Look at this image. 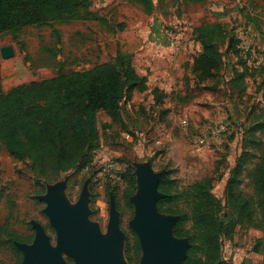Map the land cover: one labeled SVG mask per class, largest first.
Instances as JSON below:
<instances>
[{
  "label": "rangeland",
  "instance_id": "obj_1",
  "mask_svg": "<svg viewBox=\"0 0 264 264\" xmlns=\"http://www.w3.org/2000/svg\"><path fill=\"white\" fill-rule=\"evenodd\" d=\"M212 23H219L225 33L217 44L221 68L214 79L197 86L186 65L191 64L201 48L195 40V30ZM120 26L122 31H119ZM150 27L159 32V38L164 37L162 28H169L180 37L177 57L182 54V47L185 48L179 61V66L184 67V77L176 90L159 106H153L147 97L140 96L143 106L138 105L137 100L132 104V113H127V117L124 114L126 128L111 123L99 112L96 115L98 140L89 152V163L79 170L63 172L51 181L38 183L27 161L15 160L0 150V228L7 234L31 244L34 238L31 222L35 221L41 224L50 244L55 247L56 233L43 213L46 205L39 197L63 185L65 199L74 205L87 183L88 220L97 224L100 234L106 237L113 199L119 215V230L124 237L123 260L126 264H139L142 251L130 227L135 209L130 198L126 203L123 197L126 183L122 174L127 168H132L133 173L138 168L153 174L162 172L161 180L169 177L174 193L201 178L210 177L213 179L212 193L224 207L226 183L242 152L244 132L264 117V0H153L150 13L132 0H90L88 8L60 20L24 27L15 36L0 34V48L9 45L15 53L7 60L0 57V88L7 92L21 84L52 78L59 72L86 71L97 64L112 62L117 52L134 56L136 46L132 37L138 39L140 30ZM230 35L239 40L238 48H250L254 52L247 63L253 75L245 78L241 91L233 88L231 76L233 68L241 70L244 59L238 52L228 50ZM146 37L147 41L156 38L148 31ZM179 98L186 101L181 103ZM139 107L146 111L141 112ZM221 121L228 123V132L204 146H196L199 135L208 126ZM102 160H111L117 165V179L101 173ZM254 163L249 160L239 177V190L249 198L254 197L248 176ZM166 207L184 216L181 229L189 231L192 222L186 202L178 198L165 204ZM160 213L177 216L179 220V215ZM250 230L256 229L237 227L232 240L222 241L223 259H230L229 241L232 244L245 241L236 234L255 237L252 231L248 233ZM63 259L68 264L73 263L65 255ZM21 262V252L18 255L7 244L0 245V264Z\"/></svg>",
  "mask_w": 264,
  "mask_h": 264
},
{
  "label": "trees",
  "instance_id": "obj_2",
  "mask_svg": "<svg viewBox=\"0 0 264 264\" xmlns=\"http://www.w3.org/2000/svg\"><path fill=\"white\" fill-rule=\"evenodd\" d=\"M132 1L146 13L151 12L153 0ZM89 6L90 0H0V34L15 36L24 27L60 20ZM122 29L120 26L119 31ZM195 33L201 51L188 67L199 86L214 79L221 68L217 44L225 33L219 23L201 25ZM230 37L228 50L238 52L244 59L241 70L233 68L231 76L233 88L241 91L245 78L253 75L247 65L251 53L249 48H238L236 36ZM147 90L146 78L137 73L131 55L121 52H117L112 62L97 64L86 71L59 72L52 78L21 84L7 92L0 88V150L15 160L27 161L38 183L51 181L74 168L79 170L89 163V152L98 140L96 115L102 112L111 123L126 128L123 103L130 101L135 92ZM151 93L156 104H162L163 94L156 89ZM179 101L184 103L186 99L179 98ZM244 134L242 152L226 183L224 207L212 193L210 177L201 178L177 193L172 191L173 182L169 177L158 184V190L167 195L156 204L160 212L179 215L180 212L165 208V204L178 198L186 202L190 210V230L181 229L182 215L174 229L175 236L188 241L183 264H232L223 259L221 245L223 240H232L237 227L247 226L262 232L255 250L264 248V117ZM249 160L255 161L248 174L253 198L239 190V177ZM132 173L133 169L127 168L122 174L126 203L136 191ZM20 241L19 237L0 228V245L7 244L20 255L15 246V242Z\"/></svg>",
  "mask_w": 264,
  "mask_h": 264
},
{
  "label": "water",
  "instance_id": "obj_3",
  "mask_svg": "<svg viewBox=\"0 0 264 264\" xmlns=\"http://www.w3.org/2000/svg\"><path fill=\"white\" fill-rule=\"evenodd\" d=\"M15 55L12 46H2L3 60ZM136 192L130 197L135 213L130 227L138 237L142 256L139 264H183L188 247L187 239L174 237L177 216L162 215L157 202L165 195L158 190L163 173L153 174L143 169L133 173ZM64 186L51 188L39 200L45 203L43 213L56 233V246L50 244L43 227L35 221L31 226L35 236L31 244L15 242L22 253L20 264H126L122 256L123 234L119 230V215L113 199L110 202L106 237L100 234L97 224L88 220L89 193L84 184L76 204L67 202Z\"/></svg>",
  "mask_w": 264,
  "mask_h": 264
},
{
  "label": "crops",
  "instance_id": "obj_4",
  "mask_svg": "<svg viewBox=\"0 0 264 264\" xmlns=\"http://www.w3.org/2000/svg\"><path fill=\"white\" fill-rule=\"evenodd\" d=\"M147 31L149 34L153 36L155 35L156 38L151 39V41H147ZM140 32L141 34L138 39L136 37H132V39H135L136 53L134 56L131 55V57L132 64L137 73L146 78L148 90L144 93L135 92L130 101L123 103V120L125 124L127 122L124 118V114L127 117V113H132V104L139 100L138 105L143 106V104H141L143 98L141 100L140 96L147 97L146 100H149V103L153 106L157 105L151 91L156 89L158 92L163 94L164 98H168L169 95L176 90L179 81L184 77V67L182 69L179 66V61L184 55L185 48L182 47V54L177 57V52L173 51V49L167 44L165 38L158 37L159 32H157L155 28L150 27L148 30L141 29ZM200 51L201 48L199 52ZM193 58L190 61L191 64ZM191 64H187L186 68H188ZM174 95H176V93ZM145 109L146 108L141 107L140 111H146ZM251 231L255 236L253 239L246 237V234L240 233L236 235H239L240 238H245V241H240L239 243L234 242L233 244L232 241H229V245L231 243L229 261L232 264H264V248H259L258 251L255 250L257 243L255 239H261L263 237V233L258 230H250L248 233H252ZM252 240H254L253 243Z\"/></svg>",
  "mask_w": 264,
  "mask_h": 264
},
{
  "label": "built area",
  "instance_id": "obj_5",
  "mask_svg": "<svg viewBox=\"0 0 264 264\" xmlns=\"http://www.w3.org/2000/svg\"><path fill=\"white\" fill-rule=\"evenodd\" d=\"M161 32L163 33L167 44L173 49L174 52H178L180 49V37L169 28H162ZM250 53L253 56L254 52L250 51ZM185 123V121H182V125H185ZM228 130V123L226 122L221 121L210 125L204 130V133L200 134L199 137L195 140V144L196 146H204L208 143L209 140L220 137L222 134L228 132ZM101 163V173H107L109 178L112 180L118 178V167L113 161L102 160ZM85 169L87 170L88 167H86Z\"/></svg>",
  "mask_w": 264,
  "mask_h": 264
},
{
  "label": "flooded vegetation",
  "instance_id": "obj_6",
  "mask_svg": "<svg viewBox=\"0 0 264 264\" xmlns=\"http://www.w3.org/2000/svg\"><path fill=\"white\" fill-rule=\"evenodd\" d=\"M41 225V224H40ZM34 236H35V231H34ZM34 239V238H33ZM20 243H23V242H20ZM141 247V246H140ZM125 255H128V252H125ZM126 257V256H125ZM70 263H71V260H70Z\"/></svg>",
  "mask_w": 264,
  "mask_h": 264
}]
</instances>
